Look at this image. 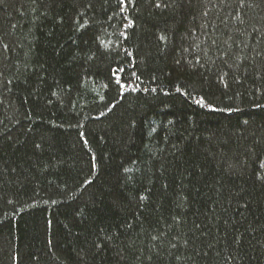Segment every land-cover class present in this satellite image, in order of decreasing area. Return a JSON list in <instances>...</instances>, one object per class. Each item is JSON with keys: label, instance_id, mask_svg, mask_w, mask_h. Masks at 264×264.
<instances>
[{"label": "trees", "instance_id": "trees-1", "mask_svg": "<svg viewBox=\"0 0 264 264\" xmlns=\"http://www.w3.org/2000/svg\"><path fill=\"white\" fill-rule=\"evenodd\" d=\"M0 264H264V0H0Z\"/></svg>", "mask_w": 264, "mask_h": 264}]
</instances>
